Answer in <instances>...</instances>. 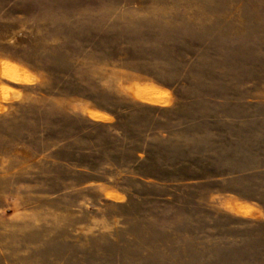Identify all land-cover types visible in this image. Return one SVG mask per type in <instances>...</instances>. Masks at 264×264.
<instances>
[{
	"label": "rangeland",
	"instance_id": "374dc122",
	"mask_svg": "<svg viewBox=\"0 0 264 264\" xmlns=\"http://www.w3.org/2000/svg\"><path fill=\"white\" fill-rule=\"evenodd\" d=\"M0 264H264V0H0Z\"/></svg>",
	"mask_w": 264,
	"mask_h": 264
},
{
	"label": "trees",
	"instance_id": "16d2710c",
	"mask_svg": "<svg viewBox=\"0 0 264 264\" xmlns=\"http://www.w3.org/2000/svg\"><path fill=\"white\" fill-rule=\"evenodd\" d=\"M91 125H94L95 128H97L99 131L103 132L104 134H106L108 137H111L113 134V130L116 128V126H118V124H104V123H100V122H94ZM134 159L137 162H141V163H145L146 161H148L149 157H148V152L145 149H141L135 152L134 155ZM166 175H172V172L170 171H165L164 172ZM129 176H127L128 178ZM137 179L139 181H148V180H153L155 182L158 183H163V180H161L160 177L158 176H154L152 174H148L147 172H139L137 174ZM168 184H173L174 181H171L170 176L167 178V180L165 181Z\"/></svg>",
	"mask_w": 264,
	"mask_h": 264
}]
</instances>
